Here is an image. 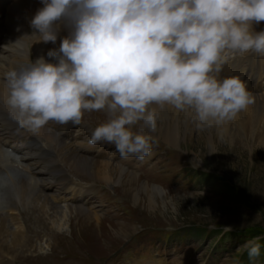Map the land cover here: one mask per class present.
<instances>
[{
  "label": "rangeland",
  "instance_id": "rangeland-1",
  "mask_svg": "<svg viewBox=\"0 0 264 264\" xmlns=\"http://www.w3.org/2000/svg\"><path fill=\"white\" fill-rule=\"evenodd\" d=\"M255 17L256 15H254ZM261 27H264V25H260L258 28ZM103 88H106V86ZM101 90H99L101 93L99 92L97 96L102 98L101 107L107 114L105 120L107 122L113 121V123H124L128 128L146 136L150 134L149 136L163 143L162 148L166 149L164 153L169 157L167 164L168 173H170L172 180L176 184L180 182L184 187L181 189L177 187L166 188L163 191L162 198L158 199L156 204H154V210L156 209L154 211L149 209V205L143 196L142 199H138L135 202L132 195L127 193L125 189L135 186L134 183H132L131 187L126 183H122L123 180L117 183L119 184L118 191L135 205L142 208L146 214L139 215L138 211L135 215H130L131 220L137 221L138 226L116 221V223L120 222V225L117 224L118 229L115 228L116 231H113V233L111 229L112 225L115 226V223L106 221L109 215L106 216L107 218L100 219L99 221H103V223L92 231L96 236L92 238L91 242L85 244L87 247L91 246L90 249L95 257L101 258L107 253L112 254L115 252L121 255L125 250H130L132 254L136 252L140 255L146 243L143 239L148 241L157 239L164 244L168 241L170 231L156 228L170 222L177 227L195 224L207 230L219 229L229 230V232L251 233L254 235L252 238L244 236L245 233L241 237L236 235L224 237L226 242L223 250H228V258L224 260V264H231L230 262L233 259L235 262V258L239 257L244 250L254 244L256 239H262L263 241L260 246H257L254 253L255 260L247 256L245 264H264V126L252 128L247 123L242 127L236 118L231 116L230 121L226 125L228 127L227 133H224L223 136L213 135L208 140L205 132L209 126L202 125L195 120L190 137L175 146L179 149L178 151L163 137L151 134L149 129L143 127L139 119L133 118L131 120V117L128 119L119 114L118 107L114 108V105L111 104L115 102L107 100V90ZM215 107L213 101H209L206 106L205 102L197 96L195 105L189 106L188 109L196 117L194 119H197L198 114L208 115L211 109H215ZM236 114L239 115L240 113L236 112ZM209 142L214 146L216 153L210 152ZM128 150L130 154L129 160H132L130 163L142 169L147 164L146 157L150 156V151L133 147ZM142 158L143 160H141ZM157 160L158 158L154 157V155L149 159L150 163L153 161L157 163ZM134 162L145 163L136 164ZM153 170L156 174L158 167ZM187 170L192 173L208 171L206 175L211 178L217 175L225 179L242 201L234 202L229 196L217 194V192L213 191L215 190L214 188L210 189L209 187L214 185L211 181L205 179L202 182V180L195 178L193 175H189ZM145 174L138 177L144 181L142 178ZM110 178L113 181L118 180V172L113 170ZM157 178L165 180L167 173H158ZM225 187L221 188L222 193H227ZM112 201L115 205L114 199H111ZM109 210H112V207L109 206ZM82 220H87L91 226L98 223L97 219L92 218ZM87 222L80 227H87L89 225ZM35 226L40 228L41 225L36 222ZM76 229H78L77 221H70L69 231L64 232L67 234L65 236L69 238L68 244L64 248H70L73 251L81 248L82 238ZM153 229L156 230L153 231ZM120 230L122 231L121 233ZM219 236L220 233H214L213 236H208L204 243L211 240V246ZM123 238L126 239L121 240ZM197 238L199 239L200 237ZM193 246L194 248L183 247L185 250L181 254L179 253L177 258L172 256L173 263L204 264V262H207L208 264H217V256H214L213 260H211L212 258L206 260L208 257L207 251L203 247H199L200 245L196 240ZM56 248L59 247L56 246ZM149 250H152L150 254H153L159 248L151 246ZM112 260L115 261L116 257L113 256ZM173 263L169 261L167 264Z\"/></svg>",
  "mask_w": 264,
  "mask_h": 264
},
{
  "label": "bare ground",
  "instance_id": "bare-ground-1",
  "mask_svg": "<svg viewBox=\"0 0 264 264\" xmlns=\"http://www.w3.org/2000/svg\"><path fill=\"white\" fill-rule=\"evenodd\" d=\"M255 15L252 23L253 29L264 25V11L257 12ZM138 58L141 62L139 66H131L127 69H112L109 65L105 72L108 82L100 85L94 93L97 95L100 89L107 90V100L115 102L111 104L114 108L118 107L119 114L128 119L131 117V120L139 119L143 127L149 129L151 134L163 137L173 147L190 137L195 120L202 125L209 126L205 132L208 140L213 135L223 136L227 133L226 125L231 116H234L242 127L247 123L252 128L264 126V93L253 95L228 89L219 92L194 90L160 75L154 62L145 60L147 62L144 63L143 58ZM13 65L11 59L0 63V78L3 77L5 71H10ZM147 65H151L150 69ZM104 86L106 88H103ZM197 96L205 102L206 106L209 101H213L216 107L211 109L208 115L198 114L197 119H194L196 117L188 108L195 105ZM236 112L240 114L237 115ZM110 122L113 123V121ZM38 126L42 129L40 125ZM208 144H210V152L216 153L212 143ZM65 151L68 156V165L73 169L84 171L90 179L111 180L110 176L113 170H116L119 178L111 181L120 183L123 180L122 183L130 187L134 183L135 186L125 190L132 195L135 202L143 196L150 210H154V204L162 198L163 191L166 190L164 187L142 181L134 171L131 172L111 161L90 158L81 153L76 154L70 149ZM65 216H67L65 211L59 213L61 220H64ZM108 222L115 223V226L112 225V233L118 229L117 224L120 225V222L116 223V220Z\"/></svg>",
  "mask_w": 264,
  "mask_h": 264
},
{
  "label": "trees",
  "instance_id": "trees-1",
  "mask_svg": "<svg viewBox=\"0 0 264 264\" xmlns=\"http://www.w3.org/2000/svg\"><path fill=\"white\" fill-rule=\"evenodd\" d=\"M226 189V195L225 196H229V197H231V199L234 201V202H240V201H242L240 198H239V196H237L236 195V193L234 192V190L231 188V187H229V186H226L225 187Z\"/></svg>",
  "mask_w": 264,
  "mask_h": 264
}]
</instances>
